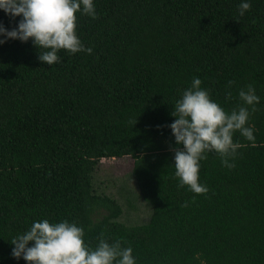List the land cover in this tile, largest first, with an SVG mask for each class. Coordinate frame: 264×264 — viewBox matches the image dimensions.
Wrapping results in <instances>:
<instances>
[{"label": "trees", "instance_id": "trees-1", "mask_svg": "<svg viewBox=\"0 0 264 264\" xmlns=\"http://www.w3.org/2000/svg\"><path fill=\"white\" fill-rule=\"evenodd\" d=\"M93 2L98 18L77 13L76 29L91 54L61 50L48 66L31 40L0 45V264H27L11 240L44 219L76 222L92 248L102 232L119 239L136 264H264V0ZM20 19L0 11L8 30ZM194 78L227 112L249 84L260 100L255 140L234 134L235 167L214 152L200 161L207 195L177 187L166 127ZM123 157L150 206L141 225L92 191L100 160Z\"/></svg>", "mask_w": 264, "mask_h": 264}, {"label": "clouds", "instance_id": "clouds-1", "mask_svg": "<svg viewBox=\"0 0 264 264\" xmlns=\"http://www.w3.org/2000/svg\"><path fill=\"white\" fill-rule=\"evenodd\" d=\"M250 8V3H241L239 15L243 16ZM0 11L13 20L21 18L12 30L0 23V37H4L0 45L8 40L22 43L31 40L38 50L39 61L48 66L60 62L61 50L69 55L92 53L79 39L76 29L77 13L98 18L93 0H0ZM234 83L229 81L228 87ZM201 84L199 78L192 80L170 113L174 122L166 127L175 138V147L170 150L174 152L177 187L187 186L197 195H207V186L198 183L200 161L214 152L224 167H235L232 161L242 145L234 141V134L239 132L248 141L255 140L253 127L246 125L258 111L256 105L260 100L254 86L249 84L238 91L240 103L227 112ZM226 99H232L231 91L226 92ZM129 123L135 126L137 120ZM182 206L187 207V203ZM84 235L83 227L76 222L50 223L48 219L33 222L29 230L11 240L12 256L27 264H136L133 249L122 247L121 240L109 243L102 232L92 248L85 243Z\"/></svg>", "mask_w": 264, "mask_h": 264}, {"label": "rangeland", "instance_id": "rangeland-1", "mask_svg": "<svg viewBox=\"0 0 264 264\" xmlns=\"http://www.w3.org/2000/svg\"><path fill=\"white\" fill-rule=\"evenodd\" d=\"M132 168L131 157L102 159L93 173L92 191L117 203L121 209L117 221L126 226L144 224L151 216L150 206L139 195Z\"/></svg>", "mask_w": 264, "mask_h": 264}]
</instances>
